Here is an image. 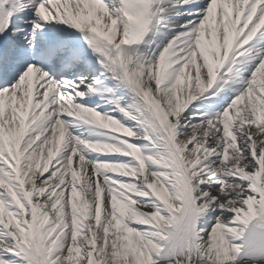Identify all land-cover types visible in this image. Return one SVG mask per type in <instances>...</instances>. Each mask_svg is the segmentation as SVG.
<instances>
[{"label": "snow or ice", "instance_id": "1", "mask_svg": "<svg viewBox=\"0 0 264 264\" xmlns=\"http://www.w3.org/2000/svg\"><path fill=\"white\" fill-rule=\"evenodd\" d=\"M0 264H264V0H0Z\"/></svg>", "mask_w": 264, "mask_h": 264}]
</instances>
